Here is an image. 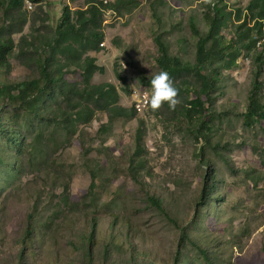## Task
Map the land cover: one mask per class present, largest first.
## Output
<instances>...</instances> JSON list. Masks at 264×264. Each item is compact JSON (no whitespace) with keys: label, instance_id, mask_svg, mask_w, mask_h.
Instances as JSON below:
<instances>
[{"label":"rangeland","instance_id":"rangeland-1","mask_svg":"<svg viewBox=\"0 0 264 264\" xmlns=\"http://www.w3.org/2000/svg\"><path fill=\"white\" fill-rule=\"evenodd\" d=\"M30 1L32 8L2 0L0 41L13 36L18 45L0 67V83L38 78L33 59L39 53L51 57L44 43L64 7L87 8L86 0ZM103 1L109 8L100 20L104 40L99 52L87 56L104 72L91 84H113L119 104L138 116L102 128L108 117L98 112L66 143L56 125L26 111L27 103L9 104L0 96V264H264V120L244 123L264 40L233 69L220 60L212 64L221 77L211 97H204L203 111L188 112L201 86L184 73L171 77L182 101L174 111L165 104L140 112L139 95L151 96L150 80L164 70L160 42L172 58L196 64V30L208 34L211 5ZM251 1L213 0L231 22L224 32L229 39L237 38ZM55 60H62L58 51ZM65 73L70 84L82 83L77 67ZM260 82L264 104V73ZM31 214L36 228L25 245Z\"/></svg>","mask_w":264,"mask_h":264},{"label":"trees","instance_id":"trees-1","mask_svg":"<svg viewBox=\"0 0 264 264\" xmlns=\"http://www.w3.org/2000/svg\"><path fill=\"white\" fill-rule=\"evenodd\" d=\"M13 3L15 6L22 7L25 0H13ZM86 5V9L75 11L68 6L64 7L60 23L49 41L44 43L45 46L52 48L51 57H45L39 53L33 59V63L37 65L40 72L38 78H27L17 82L8 80L7 83H0V96L5 95L9 104L24 105L27 103L26 111L34 113L41 121L56 125L57 131L65 133L66 143H70L71 139L78 135L80 126L91 122L98 112H104L108 117V123L103 124L102 128L119 118L138 116L135 108L130 109L119 104L120 96L113 84H91L93 76L98 72L103 73L104 69L97 66V60L87 56V53L101 50L100 45L104 40V34L100 30L101 14L109 8L103 0H86ZM1 6L2 0H0ZM247 11L245 21L239 22L237 38L229 39L224 35L225 30L231 27L228 16L218 5L210 6L205 14V21L209 25L208 34L202 36L196 30L199 42L197 62L194 65H184L179 58H172L167 45L160 42L161 67L171 77L184 73L194 74L201 86V92L197 93V101L192 102L191 108L188 109L193 116L201 111V107L202 111L204 110L205 104L202 103L204 97H211L220 80L221 73L217 71L218 69L212 68V64L220 60L223 62V67L233 69L245 52L253 51L257 44L264 40V0H252ZM244 29L249 32L248 35L245 34ZM17 45L13 36L6 42L0 41V67L10 63V54ZM262 50L257 58L261 63L255 73L249 105L244 115V123L248 127L255 126L264 120V104L260 94L263 85V82H260V76L264 73V68H262L264 44H262ZM57 51L62 60L58 62L55 60L51 63ZM25 64L27 65L26 62ZM74 67L81 71V84H70L65 78V71ZM60 99L63 100L62 104L65 103L67 106H61ZM38 130L39 133L43 131L40 127ZM142 139L140 138L141 141ZM140 140L139 143H141ZM91 176L93 177L91 192L94 193L97 188V175L92 173ZM150 201L153 205L163 209L160 200L150 197ZM33 218V214L28 216L27 233L23 237L25 245L36 228ZM198 248L205 259L211 263L208 251L199 246ZM26 255L25 246L22 249L21 259Z\"/></svg>","mask_w":264,"mask_h":264},{"label":"clouds","instance_id":"clouds-1","mask_svg":"<svg viewBox=\"0 0 264 264\" xmlns=\"http://www.w3.org/2000/svg\"><path fill=\"white\" fill-rule=\"evenodd\" d=\"M205 4L213 5V0H203ZM151 96L147 98L146 104L152 112H157L168 105L169 110L174 111L181 104L179 90L175 87L174 81L167 71L161 70L151 80Z\"/></svg>","mask_w":264,"mask_h":264},{"label":"built area","instance_id":"built-area-1","mask_svg":"<svg viewBox=\"0 0 264 264\" xmlns=\"http://www.w3.org/2000/svg\"><path fill=\"white\" fill-rule=\"evenodd\" d=\"M25 3L28 5V7L32 8V3L30 0H25ZM140 99L138 100V104L136 105V108L141 112L146 108V100L149 98L148 94H141L139 95Z\"/></svg>","mask_w":264,"mask_h":264},{"label":"bare ground","instance_id":"bare-ground-1","mask_svg":"<svg viewBox=\"0 0 264 264\" xmlns=\"http://www.w3.org/2000/svg\"><path fill=\"white\" fill-rule=\"evenodd\" d=\"M145 94H146V93H145ZM149 97H150V96H149ZM147 108H148V106H146V108H144V110L147 109Z\"/></svg>","mask_w":264,"mask_h":264}]
</instances>
